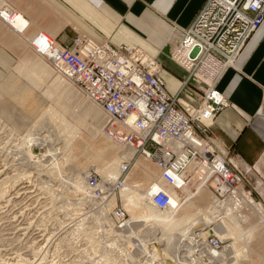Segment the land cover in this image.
I'll use <instances>...</instances> for the list:
<instances>
[{"label": "built area", "instance_id": "2783aa9c", "mask_svg": "<svg viewBox=\"0 0 264 264\" xmlns=\"http://www.w3.org/2000/svg\"><path fill=\"white\" fill-rule=\"evenodd\" d=\"M2 3L0 22L10 23L15 11L8 7L10 4ZM263 20L264 0H205L171 55L187 71L176 94L166 89L159 66L151 71L142 66L127 44L114 45L108 40L99 43L82 35L68 47L59 46L53 39H45L43 47L36 42L34 46L55 73L71 81L104 111V132L113 141L133 149L134 157L141 155L155 163L159 179L174 186L179 178L180 185L188 183L190 175L185 171L194 161L204 172L197 180L215 198L224 199L233 195L240 184L250 185L249 177L246 170H240L217 148L205 130L227 105L215 88L216 82L232 67ZM42 36L40 33L37 39ZM180 97L187 103H182ZM134 157L121 161L119 174L106 180L110 181L107 187L95 170L89 169L85 184L90 197L101 200L105 207V197L120 190ZM169 201V194L162 189L150 195V203L161 210L169 206ZM110 218L121 226L127 220L126 211L115 205ZM223 246L211 230L196 244V252H214Z\"/></svg>", "mask_w": 264, "mask_h": 264}, {"label": "rangeland", "instance_id": "374dc122", "mask_svg": "<svg viewBox=\"0 0 264 264\" xmlns=\"http://www.w3.org/2000/svg\"><path fill=\"white\" fill-rule=\"evenodd\" d=\"M39 34L34 39L38 38ZM44 63L50 67V73L45 81L31 86L37 95L43 97L44 108L46 107L44 111L50 107L54 108L53 110L75 129L76 137L83 134L90 138L84 125H81L77 119L75 120L74 115L78 107L85 103L89 104L88 102L91 103V101L87 100V97L71 81L61 77L79 91L80 98L75 104L74 110L63 113L58 109L53 99L47 96L46 90L59 74L54 72L47 59L44 60ZM22 80L25 81L23 78ZM27 80L29 81L28 78ZM91 104L89 105L97 108L95 104ZM44 111L26 130L15 129L8 120L0 116V139H2L0 140V158H5L4 160L0 159V164L2 163L0 165V191L2 192L0 197V264H170L167 261V259L170 260L168 254L172 256L173 253L169 249L176 248L181 255V251L183 252L186 247L190 250L195 247L192 245L195 240L192 236L193 240L188 236L187 238L190 240L181 244L169 241L171 236L173 239L184 228L176 230L177 233H175L176 231L168 233L165 231L167 223L165 220L162 221L157 216L148 219L142 216L141 206L137 204L138 196L140 195L142 205H150L149 201H144L145 195L149 183L158 180L156 167L148 160L143 159V156L135 155L132 162V168L125 183L126 186H129L128 195L124 196L120 190L108 194L105 197V204H109L105 205L106 211L103 212L100 209L102 201L92 200L85 193L87 190L83 176L85 174H82L80 170L82 169L80 163L81 161L86 162V158L79 156L78 161H80L74 165L66 160V154L70 153L72 140L69 137L70 133L69 135L59 130L60 119L48 124L46 122V125L43 124L42 132H54L52 133L53 139L60 137L57 140L63 139V143H57V147H55V143H50L51 151L43 158L38 157L35 160L25 156L27 149L23 148L22 150L20 147L23 146L20 138L31 134L34 127L38 126L37 123L41 117L44 116ZM100 136L87 143L86 148L93 152L96 151L95 143ZM40 150L37 146L33 147V155L40 154ZM23 151L25 152L23 153ZM100 160L110 163L113 161V157L108 158L100 155ZM146 166L148 167L147 173L142 170ZM118 167L119 164L116 166V171H118ZM89 169H93V167L90 166L84 172ZM95 172L104 179L105 187L110 183L106 180L116 177L115 174L103 177L97 171ZM249 181L250 185L245 184L246 190L251 188L252 199L255 202H260L264 208V203L261 201L263 195L259 194L257 183L255 184V181L250 178ZM200 184H196L192 189L185 188L183 190V198L186 196L185 194H188L187 192L195 195L194 201L200 206L193 207H196L198 214L204 216L206 214L208 218L215 216L211 225L204 228L199 237H205L213 230V233L217 234L224 244L222 250L231 253L228 259L225 258V261H228L226 264H264V228L260 229L256 226L259 217L253 211V214H250L244 209L242 211L241 207H237V211L239 210L237 215L241 214L240 217L238 215L240 221L239 219L236 222L230 220L228 216H223L227 206V200H224L226 197L223 201L219 199L222 203L218 207L214 202L213 194L206 185L203 187L204 191L196 192ZM115 205L124 208L126 219L129 218L128 221L133 226L117 228V225H120L110 218V211ZM201 205L205 207L206 211ZM218 209V212H214ZM159 211L164 212V210ZM262 212L264 213L263 209ZM244 214L248 217L245 221L244 218H241ZM245 225L247 228L255 227L257 230L254 229V237L250 241H245V238H242L241 233L245 229L243 228ZM162 233L164 236L160 237ZM165 242H168L171 247L167 250L168 254L163 249ZM140 243L146 244L150 253L156 252L153 254L155 261L142 253L139 247ZM231 243L233 248L226 247ZM233 253L237 256L238 262H232ZM199 254L198 252L197 255ZM216 254L218 253H214V255ZM172 258H174L173 262L177 259V257ZM173 264H179V262Z\"/></svg>", "mask_w": 264, "mask_h": 264}, {"label": "crops", "instance_id": "0c3cea01", "mask_svg": "<svg viewBox=\"0 0 264 264\" xmlns=\"http://www.w3.org/2000/svg\"><path fill=\"white\" fill-rule=\"evenodd\" d=\"M204 1L0 0L27 21L23 31L0 22V116L15 129L26 130L46 108L43 97L31 87L45 81L50 73L44 63L46 58L34 46L36 42L43 47L45 39H53L61 47H68L74 37L82 35L99 43L108 40L114 45L127 44L142 66L150 71L159 66L166 89L176 94L187 71L171 55ZM39 33H43L41 39H34ZM57 79L47 88L48 97V90ZM60 80L78 94L68 82ZM215 88L227 105L205 132L226 157L257 183L264 203V20ZM180 100L187 103L184 97ZM240 186L246 190L243 184ZM257 203L260 212L264 211L262 204ZM260 214L264 218V213Z\"/></svg>", "mask_w": 264, "mask_h": 264}, {"label": "bare ground", "instance_id": "6f19581e", "mask_svg": "<svg viewBox=\"0 0 264 264\" xmlns=\"http://www.w3.org/2000/svg\"><path fill=\"white\" fill-rule=\"evenodd\" d=\"M8 7L14 10V8L11 5L10 6L8 5ZM5 24L9 25L10 28H12L14 30L23 31L27 26V21L21 13L15 11L14 17L11 20V22L5 23ZM56 77H59L60 79L68 82L67 81L68 79L65 80L64 79L65 77L61 78L63 76H61L60 74H59V76H56ZM60 79H57L55 81L54 85L49 88L48 95L51 99H53L55 104L58 106V108L63 113H68L69 111L74 110L75 104L79 100L78 94L80 95V93L76 88H74V86H72L69 83L70 81L68 83L77 91L78 94L73 92L71 90V88L66 83L61 81ZM87 100H88V98H87ZM88 103L91 104L93 102L91 101V103L90 102H88ZM89 104L85 103L81 107H78L77 111L75 112L74 119L75 120L77 119V121L81 125H84L85 129L87 130L86 132H88V134L90 135V138H88V136H85L83 134H80V137H76L75 136L76 132L74 131L75 129L72 126H70L71 124L67 123L62 118L61 115H59L55 110H53L54 108L52 109V107H50V108H47L46 111H44V113H43L44 116L41 117V119L37 123L38 126L34 127L35 129H33L31 131V134L28 136H22L20 138L22 145H23L20 147H22V150H23V148L27 149L25 156H29L30 158L35 159V160L38 157L43 158L47 154H49V151H51L49 148L50 143H53V144L55 143V147H57V143L58 144L63 143V139L57 140L58 138H60V137L57 138V135H56L57 139H53L52 133H54V132H52V133L45 132V131L42 132V130H44L43 124H45L46 122L48 124L52 121H55L56 119H60L59 123L61 124L60 125L61 127L59 130L62 131V133H68V134L70 133L71 135L69 134L70 135L69 137L72 140V146H70V153L68 155L66 154V158H67L66 160L70 161L71 165L72 164L74 165L75 163L80 161V160L78 161L79 156H83L86 158V162L81 161V163H80V165H81L80 167H82V169H80L82 171V174H86L88 170L86 172H84L85 169H88L91 166V167H93V169L95 171H97L103 177L114 176V174H115V176H117L118 171H119V167H118V171H116L117 164H120L121 161H123L125 159L127 160V159L133 158L134 157V155H133L134 150L131 148H128V147H121L118 143L113 141L109 137V135H107L104 132L103 127L107 123L106 114L99 107L101 109L100 110L96 104L95 105L97 106V108L95 106H93L95 109L91 106L92 104L91 105H89ZM99 135H101V136L99 139H97V141L95 143L96 151L93 152V151L88 150L86 148V144L89 143L90 141H92V139H96ZM14 137H15V135H14ZM0 140H2V139H0ZM16 140H17V138H16ZM46 144H47V146H45ZM65 144H67V143H65ZM36 146L41 149L40 150L41 152H40V154L37 153L38 155H33L32 148L36 147ZM118 148H121V149H118ZM24 152L25 151H23V153ZM100 155L108 157V158L113 157V161L110 163H105L102 160H100ZM4 159H1V160H4ZM143 159L148 160L147 158H143ZM6 162H7V160H6ZM148 162H151L156 167V169L158 171L157 173H159V169L155 165V163L151 160H148ZM99 163H100V165H98ZM3 167H4V165H3ZM131 168H132V166H131ZM142 170H144V172L147 173L148 167L146 166ZM130 171H131V169L129 170V172L124 177V183L122 185L123 189H122V187L120 188V191H122V193H124V196L128 195L127 193L129 191V186H126L125 183H126V178L129 175ZM115 172L117 173V175ZM149 172H151V171H149ZM185 173H188L190 176H189L188 183H186L184 185H180L181 178H179L177 186L166 184L164 181H162L159 178H158V180L156 179L157 181L150 182L149 183L150 185H149L148 190H147L146 195H145V200H144V198H143V200L144 201L147 200L150 203V195L152 193L160 190V189H162V190L164 189L165 191H167V193L170 196L169 206L166 209H163L164 212L159 211L161 209L154 207L151 203H150V205H148V204L144 205L143 204L144 205L143 206L142 205L143 202L141 201V198H139V196H140L139 195L138 199H137V204H138V206L139 205L141 206V214L144 218H147V219L157 216L162 221L165 220L167 222L165 231L166 232L168 231V233H169V231L182 230L184 228V230H182L181 232H178V234H176L173 239H172L173 236H171V240L169 239L170 242H174V243L179 242V244H181L182 242H187L188 240H190L189 238L191 236L194 237L195 240L192 243V245L195 247H193L192 250H190L186 247L183 250V252L180 249L181 255L176 248H174V249L171 248L168 245L169 243L165 242L166 243L165 247H163L164 252L166 251V253H167V250L170 247L172 249V251H171V249H169V250L171 253H173L172 256H170L167 253L169 256V259H170V260L167 259V261L170 264H171V262H172V264L174 262H179V264H222V263L226 264V262H228V261H225V258L228 259L231 253L227 252L225 250H222V249L214 251V252L210 249H208V250L205 249V253L197 255L198 253L196 251L198 250V248H196V244L199 243L201 239L205 238V237H203V238L199 237L200 236L199 234H201V232L203 231L204 228L211 225V223L214 221L215 216L213 215L212 217L208 218L206 216V214H205V216L203 214H198L199 212L197 211V209H195L196 207H193L195 205H199L194 201L195 195L187 192L188 194H185L186 196L184 195L185 197L183 198V190L185 188L186 189L187 188L192 189V187L198 183H201V184L197 188L196 192L199 193L200 190L204 191L203 187L205 186V184H203L202 181L197 180V177H202V175L204 173L202 167L197 166V164L194 161H191L190 164L187 166ZM83 176L85 177V175H83ZM102 180L104 181V179H102ZM144 180H146V179H144ZM240 188H243V187L240 185L235 187V189L233 191V195L230 194V195L226 196V198L224 199L225 201L227 200V206L225 208V211L223 212V216H228L230 220H233L235 222L238 221V219L240 221L239 217L241 214L240 215L238 214L239 215V217H238L237 213L239 210L237 211V207L238 208L241 207L242 211L244 209L247 212H249L250 214H253V212H254L255 215H257L259 217V221H258V224L256 226L260 229H263L264 228V218L262 216L263 214H260L262 212H260L261 210L258 206V203L256 204V202L252 199L253 197L251 196V194H249L247 192V190H245L244 188H243V190H241ZM148 192H150V193L148 194ZM85 193H86L87 197L91 198L88 189L86 190ZM1 196H2V192L0 191V197ZM92 200L98 201L99 199L92 198ZM222 201H223V199H222ZM222 201H220L218 198L214 199V202L216 203V205L218 207L222 203ZM130 202H131V200L128 203L129 205H130ZM0 207H1V205H0ZM202 207H203V209L205 208L204 206H202ZM202 207H200V208L202 209ZM136 208H137V206H136ZM100 209L102 210V212L106 211L104 209V206H101ZM218 211H219V209L214 210V212H218ZM208 212H210V211H208ZM196 215H198V216L195 217ZM241 218H244V221L248 219V217H246L245 214H244V216H241ZM128 219L120 227H117V228L122 229L123 227H129L130 228L131 226H133L132 223L130 221H128ZM243 228H245V229H243ZM243 228H242L243 231L241 233L242 238L244 237L245 241H250L254 237L255 232H253V231H254L255 227L247 228L245 225ZM175 233H177V231ZM175 233H172V234H175ZM163 236L164 235L162 233L160 237H163ZM188 236H189V238H187ZM192 240H193V238H192ZM165 241H167V240H165ZM139 247L141 248L142 253H144L146 255V257H150V259L152 258L153 261L156 260V259L154 260L155 256L153 255L156 252L154 251V252L150 253L146 244L140 243ZM226 247L233 248L232 243L228 244ZM202 251H204V250H202ZM209 251L212 253H210ZM190 252H192V253H190ZM195 253H197V254H195ZM214 253H218V254L214 255ZM247 255H248V253H247ZM172 257H177V259H176L177 261L174 260V262H173L174 258H172ZM165 258H167V257H165ZM231 259H232V262H238L237 256L234 253H233V258H231ZM253 264H255V263H253Z\"/></svg>", "mask_w": 264, "mask_h": 264}]
</instances>
